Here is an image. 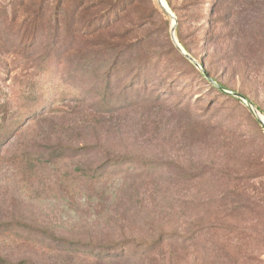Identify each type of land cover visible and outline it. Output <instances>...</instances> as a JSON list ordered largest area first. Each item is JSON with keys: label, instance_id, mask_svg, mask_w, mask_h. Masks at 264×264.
<instances>
[{"label": "rangeland", "instance_id": "374dc122", "mask_svg": "<svg viewBox=\"0 0 264 264\" xmlns=\"http://www.w3.org/2000/svg\"><path fill=\"white\" fill-rule=\"evenodd\" d=\"M140 1L109 32L124 61L149 58L146 80L121 64L104 100L86 35L55 69L0 58V264H264V125ZM163 2L180 44L264 115V0Z\"/></svg>", "mask_w": 264, "mask_h": 264}, {"label": "trees", "instance_id": "16d2710c", "mask_svg": "<svg viewBox=\"0 0 264 264\" xmlns=\"http://www.w3.org/2000/svg\"><path fill=\"white\" fill-rule=\"evenodd\" d=\"M135 2L141 4L140 0H126V2L123 0L122 4L120 1L113 3L112 0H12L7 5L8 9L4 11L5 14L0 18V52L5 51L4 47H7V52H3L6 54L1 53L0 58L5 59L2 56L10 54L9 57L13 56V61H16V57H19L18 59H35L40 60L42 68L55 69V60L58 61L61 55L75 46V40L68 42L65 38H70L71 35H86V39L91 38V40L84 44L91 48L87 51L83 47L81 48L89 55L86 58L87 62L93 61V64L96 62L93 78L95 86L100 88L96 95L104 100L116 67L121 64L131 65L125 68L124 73H135L138 80H146L147 70L144 66L149 62V58L142 59L137 55L139 51L136 50L134 54L131 53L133 54L132 60L124 61L123 57H127L126 55L130 53L124 50L120 53L115 52V44L111 43L114 35L109 32L112 21L118 19L119 14L127 5H132ZM167 2L171 5V0H167ZM158 8H161V11L165 13L161 6ZM112 12H114V16L111 19ZM138 13L141 15V10ZM181 43L191 54L189 46L183 40ZM193 57L195 58V56ZM185 60L192 64L188 58L185 57ZM197 72L215 90H221L201 71L197 70ZM207 72L211 76V73ZM211 77L225 88L222 82H219L214 76ZM22 98L26 101L30 96H22ZM110 99L114 100L116 97L112 96ZM6 104L7 102L1 103L0 109ZM21 107H25V102ZM6 120L4 118V121ZM97 179L99 180V177ZM163 240L161 236L155 239L153 244L159 245Z\"/></svg>", "mask_w": 264, "mask_h": 264}, {"label": "water", "instance_id": "95a60500", "mask_svg": "<svg viewBox=\"0 0 264 264\" xmlns=\"http://www.w3.org/2000/svg\"><path fill=\"white\" fill-rule=\"evenodd\" d=\"M160 5L166 10V12L168 14L171 15V17L174 19V24L172 26L171 29V36L172 39L175 43V45L177 46V48L182 52V54L188 58L191 62H193L200 70L201 72L219 89L230 93L234 96H236L237 98H240L241 100H243L255 113V115L257 116L258 120L260 121V123L262 125H264V119L261 117L260 115V111L258 110V108L244 95H242L241 93L237 92V91H232V90H227L226 88H224L222 85H220L218 82H216L206 71V69L203 67V65L198 62V60L196 58H194L189 52H187L184 47L180 44V42L177 40L176 35H175V31H176V25H177V17L170 11V9L168 8V6L166 4H164V0H158Z\"/></svg>", "mask_w": 264, "mask_h": 264}, {"label": "bare ground", "instance_id": "6f19581e", "mask_svg": "<svg viewBox=\"0 0 264 264\" xmlns=\"http://www.w3.org/2000/svg\"><path fill=\"white\" fill-rule=\"evenodd\" d=\"M260 115H261V117L264 119V115H262L261 113H260Z\"/></svg>", "mask_w": 264, "mask_h": 264}]
</instances>
